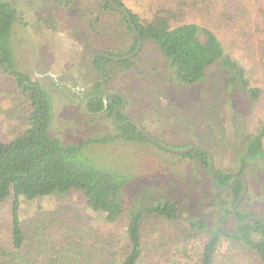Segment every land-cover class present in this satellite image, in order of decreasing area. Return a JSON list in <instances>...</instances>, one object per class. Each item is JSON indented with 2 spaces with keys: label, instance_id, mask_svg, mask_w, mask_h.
Returning <instances> with one entry per match:
<instances>
[{
  "label": "trees",
  "instance_id": "trees-1",
  "mask_svg": "<svg viewBox=\"0 0 264 264\" xmlns=\"http://www.w3.org/2000/svg\"><path fill=\"white\" fill-rule=\"evenodd\" d=\"M60 1L58 3L71 2ZM215 1L160 0L154 4L152 16L142 18L133 13L122 0H114L118 7L130 15L131 22L142 40V46L131 59L115 62L98 56L93 60V65L103 75L108 86L118 68L129 71L137 64L144 48L152 46L158 50L159 59L147 61L146 64L153 66L155 72L160 74L159 77L164 79L163 83L169 84V87L174 86L178 90L197 87L212 92L219 89L225 99L233 92L246 104H253L260 99L264 90L252 84L246 70L225 50L216 32L217 27L234 19V3L237 2ZM93 13H97V16L89 22L88 30L94 31L95 23L100 21V17H97L107 14L118 16V28L127 30L132 37V44L125 53H114L110 50H100V53L118 58L135 50L137 39L127 17L116 12L109 0H98ZM20 24L19 11L10 1L0 0V71L14 80L19 95L30 109L26 116L28 126L23 133L8 142L0 143V204L10 193L13 194L9 209L10 235L8 238L0 237V264H142V226L148 218H161L171 222L184 220L189 231L203 234L207 240L201 248L197 264H212V257L222 242H231L233 248L238 247L246 253H253L264 264V224L254 220L241 226L231 216L233 205L244 188L242 181L237 180L227 191H217L211 182L207 153L190 151L176 155L193 162L197 167V176L199 171L208 176L210 188L209 195L206 196L209 198V205L206 206V210H209L207 218L204 214V217L190 214L191 216L183 218L179 205L169 200L143 205L130 198L125 191L126 184L135 173H124L125 165L121 168L109 166L116 162L117 156H113L111 160L112 156L105 155L104 160L109 162L108 165L102 163L103 157L95 160L91 153L93 147L98 144L106 147L108 144L115 153L113 148L117 140L121 141L119 153L124 154L122 150L129 148L128 156L137 154V146L144 144L164 153L168 152L146 140L135 126L116 124L129 120L123 114L126 111L125 106L116 114V123L111 121V116L122 103V98L107 96L104 105L101 82L88 65L91 55L88 54L89 47L84 52V68L88 75L93 76L95 83L85 96L84 112L91 119H108L114 133L108 130L107 135L102 138L92 137L66 143L53 134L54 104L51 94L38 78L18 68L24 55L30 58L31 54L29 46L25 48L26 44L23 52H18L16 43L21 39ZM260 25L256 47L257 53L262 56L259 61L264 65V23ZM249 38L252 39L253 34ZM138 121L142 122L143 119L139 118ZM96 134L97 131L93 133ZM263 140L264 122H261L255 133L244 141L243 147L236 153V173L217 169L215 162L213 163L218 188H225L237 176H242L248 183L247 194L237 209L236 217L239 222H245L253 216L241 212L242 204L251 198L250 193L256 191L262 195L257 189L259 180L264 179ZM252 187L255 190H251ZM73 190L82 193L89 209L100 214L107 224L112 225L120 215H127L124 247L119 246V242L116 243L114 235L103 241L88 243L77 231H71L58 218V214H53L58 218L57 224H53L51 218L48 223L37 219L34 225L23 224L21 221V200L33 201ZM194 199L196 202L197 198ZM204 201L201 198L197 203ZM66 229L71 235L66 234ZM79 232L85 233L82 230Z\"/></svg>",
  "mask_w": 264,
  "mask_h": 264
},
{
  "label": "rangeland",
  "instance_id": "rangeland-1",
  "mask_svg": "<svg viewBox=\"0 0 264 264\" xmlns=\"http://www.w3.org/2000/svg\"><path fill=\"white\" fill-rule=\"evenodd\" d=\"M8 1L21 16V39L16 43L18 52L22 53L27 45L31 51L30 58L24 55L18 68L38 78L51 94L54 104L53 134L66 143L92 137L102 138L108 130L114 133L108 119H91L84 112L85 96L94 86L95 79L84 68L83 57L86 56L84 52L87 47L90 48L88 54L100 50L125 53L129 49L132 37L127 30L118 28L119 17L107 14L98 16L99 23H95L94 31H90L88 24L97 16L93 12L98 0H71L68 4L58 3L60 0ZM122 1L142 18H150L154 4L160 2ZM214 1L210 0L211 3ZM236 2L234 19L217 27L216 32L225 50L246 70L252 84L264 90V65L259 61L262 56L257 53L256 47L260 23H264V0ZM202 20L205 21V18ZM251 34L252 39L249 38ZM158 59V50L147 46L137 64L129 71L118 68L108 83L110 91L125 95L124 116L127 119H143V128L170 148H207L214 157L217 169L236 173V153L243 147L244 141L255 133L259 124L264 122V93L258 101L246 104L233 92L225 99L219 89L216 92L197 87L178 90L163 83L164 79L159 77L153 66L146 64L147 61ZM29 110L14 80L0 71V143L23 133L28 126L26 116ZM96 131L97 134L93 135ZM114 143L115 153L107 142L106 147L100 144L93 147L91 153L97 161L103 157L102 163L107 165L109 162L104 160L105 155L112 156L111 160L117 156L116 162L109 166L121 168L125 165L124 173H135L125 186L130 198L143 205L169 200L179 205L183 218L188 215L209 217V210H206L209 205V198L206 197L210 188L208 176L202 171L197 176V167L193 162L183 160L177 154L164 153L148 144L138 145L137 154L128 156L129 148L123 149L124 154H121L118 149L121 141ZM259 182L257 190L262 195L252 191L249 201L241 206L243 214L264 217V179ZM201 198L205 199L202 202L204 205L197 203ZM12 199L13 194L10 193L0 204L1 238L10 235L9 209ZM19 214L23 224L34 225L37 219L48 223L49 218L53 224H57L59 218L71 231L84 236L88 243L103 241L114 235L116 243L125 246L127 215H120L112 225L107 224L100 214L89 209L82 193L75 190L33 201L21 200ZM53 214H58V218ZM188 228L184 220L171 222L161 218L146 219L142 226V264H197L207 238L203 234L192 233ZM212 264L261 263L253 253L233 248L231 242H222L212 257Z\"/></svg>",
  "mask_w": 264,
  "mask_h": 264
},
{
  "label": "water",
  "instance_id": "water-1",
  "mask_svg": "<svg viewBox=\"0 0 264 264\" xmlns=\"http://www.w3.org/2000/svg\"><path fill=\"white\" fill-rule=\"evenodd\" d=\"M109 4L111 5V7L118 13L120 14H123L127 17V20L133 30V33L137 39V45H136V48L135 50L130 53V54H127L125 56H122V57H118V58H115V57H110V56H107L103 53H100V52H95L93 54H91L88 58V65L90 67V69L93 71V73L99 78L100 82H101V88H102V91H103V100H104V105H106V97L107 96H110V95H115V96H120L122 98V103L120 104V106L118 108H116V110H114L112 116H111V121L116 123L115 122V116L118 112H120L124 106H125V103H126V98H125V95L122 94L121 92H114V91H110L107 87V83L105 81V78L103 77V75L97 71V69L95 68V66L93 65V60L98 57V56H102L104 58H107L111 61H115V62H119V61H124V60H128V59H131L133 58L141 49V46H142V40L138 34V31L136 30L135 26L133 25V23L131 22V17L130 15L127 13V11L121 9L120 7H118L116 5V3L114 2V0H109ZM118 126H123V125H126V124H131L133 126H135L139 132L142 134V136L148 140L149 142H151L153 145L157 146L158 148H160L161 150H164L168 153H172V154H182V153H186V152H190V151H203L205 153H207L208 155V158H209V169H210V177H211V182L214 186V188L217 190V191H220V192H224V191H227L229 190L233 185L234 183L237 181V180H240L242 181L243 183V191L242 193L240 194V196L236 199L234 205H233V208H232V218L234 220V222L236 224H239L241 226H245L247 224H249L251 221H254V220H258L260 222H262L264 224V217L263 216H252V217H249L245 222H239L237 220V209L239 207V204L240 202L244 199V197L246 196L247 194V191H248V183L247 181L245 180V178H243L242 176H237L228 186H226L225 188H218L217 187V184H216V180H215V173H214V166H213V162H214V157L212 155V153L205 147L203 146H189V147H186L184 149H173V148H170L164 144H162L161 142H159L158 140H156L155 138H153L144 128H143V125L140 121L138 120H134V119H129V120H126L125 122H122V123H116Z\"/></svg>",
  "mask_w": 264,
  "mask_h": 264
}]
</instances>
